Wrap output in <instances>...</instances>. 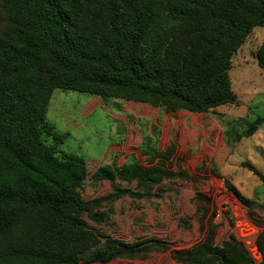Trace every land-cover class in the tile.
I'll return each mask as SVG.
<instances>
[{
	"label": "trees",
	"instance_id": "16d2710c",
	"mask_svg": "<svg viewBox=\"0 0 264 264\" xmlns=\"http://www.w3.org/2000/svg\"><path fill=\"white\" fill-rule=\"evenodd\" d=\"M264 25V0H2L0 5V264L107 263L139 247L87 228L84 157L60 152L68 133L47 119L57 88L121 97L167 110L208 112L237 101L232 56L253 27ZM264 68V41L257 51ZM259 117L237 133L251 137ZM46 137H52L49 143ZM60 152V153H59ZM151 160L160 152L146 150ZM264 182V173L244 162ZM183 176L162 159L137 161L96 177L137 181L108 198L159 196L165 178ZM226 186L247 201L230 182ZM207 241L175 250L183 264H264L240 241Z\"/></svg>",
	"mask_w": 264,
	"mask_h": 264
},
{
	"label": "rangeland",
	"instance_id": "374dc122",
	"mask_svg": "<svg viewBox=\"0 0 264 264\" xmlns=\"http://www.w3.org/2000/svg\"><path fill=\"white\" fill-rule=\"evenodd\" d=\"M263 41L264 25L253 27L232 56L229 72L237 101L208 112L53 91L47 119L58 132L69 134L57 145L59 151L85 158L87 178L80 194L101 199L93 213L84 214L85 225L102 242L114 237L139 247L91 264H183L175 250L207 241L225 247L233 258L230 242L240 241L257 262L264 259V182L244 165L251 162L264 173V122L254 135L237 140L248 122L264 117V68L257 59ZM151 145L159 150L158 159L146 152ZM160 159L183 176L163 179L155 187L159 196L111 200L117 187L142 188L137 181L96 177L102 166L116 171L128 162L151 166ZM227 181L246 202L227 188Z\"/></svg>",
	"mask_w": 264,
	"mask_h": 264
}]
</instances>
